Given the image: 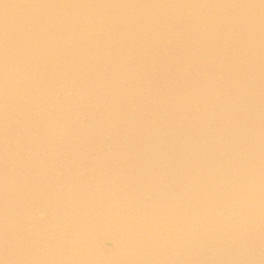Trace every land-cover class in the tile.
Returning <instances> with one entry per match:
<instances>
[{
	"label": "bare ground",
	"instance_id": "obj_1",
	"mask_svg": "<svg viewBox=\"0 0 264 264\" xmlns=\"http://www.w3.org/2000/svg\"><path fill=\"white\" fill-rule=\"evenodd\" d=\"M0 264H264V0H0Z\"/></svg>",
	"mask_w": 264,
	"mask_h": 264
},
{
	"label": "rangeland",
	"instance_id": "obj_2",
	"mask_svg": "<svg viewBox=\"0 0 264 264\" xmlns=\"http://www.w3.org/2000/svg\"><path fill=\"white\" fill-rule=\"evenodd\" d=\"M75 165L81 167V168L84 169V170H86V167H85L86 164H85V163H82V162H81V163H79V164H75ZM106 244H107V245H110V242H107Z\"/></svg>",
	"mask_w": 264,
	"mask_h": 264
}]
</instances>
